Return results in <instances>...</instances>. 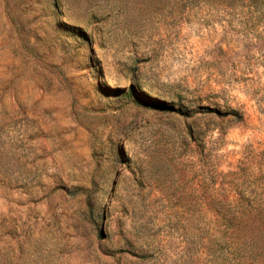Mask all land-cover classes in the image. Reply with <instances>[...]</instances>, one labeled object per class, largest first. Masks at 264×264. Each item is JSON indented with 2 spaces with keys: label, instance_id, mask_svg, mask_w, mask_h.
Listing matches in <instances>:
<instances>
[{
  "label": "rangeland",
  "instance_id": "obj_1",
  "mask_svg": "<svg viewBox=\"0 0 264 264\" xmlns=\"http://www.w3.org/2000/svg\"><path fill=\"white\" fill-rule=\"evenodd\" d=\"M249 1L0 0V264H264Z\"/></svg>",
  "mask_w": 264,
  "mask_h": 264
},
{
  "label": "trees",
  "instance_id": "obj_2",
  "mask_svg": "<svg viewBox=\"0 0 264 264\" xmlns=\"http://www.w3.org/2000/svg\"><path fill=\"white\" fill-rule=\"evenodd\" d=\"M237 1H240V0H230V3L234 4ZM258 2H259V0L249 1V3L255 4L256 6L258 5ZM245 6H247L246 0H242V4L240 5V8H244ZM233 9H236V6H233Z\"/></svg>",
  "mask_w": 264,
  "mask_h": 264
}]
</instances>
